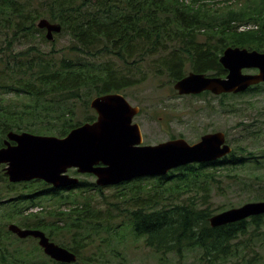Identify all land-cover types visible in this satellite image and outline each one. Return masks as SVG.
Wrapping results in <instances>:
<instances>
[{"label":"trees","instance_id":"1","mask_svg":"<svg viewBox=\"0 0 264 264\" xmlns=\"http://www.w3.org/2000/svg\"><path fill=\"white\" fill-rule=\"evenodd\" d=\"M29 1L0 0V16L18 17L15 35L27 40L39 35L48 44L36 26L46 18L61 24L57 37L66 35L71 43L50 51L30 45L18 53L0 47V148L10 132L64 138L93 123L97 116L91 100L142 84L147 64L155 77L166 76L172 85L189 72L223 76L219 59L229 47L264 52V0H235V7L222 12L208 0H38L44 12L30 9ZM212 45L214 51L204 49ZM218 107L225 108L226 102ZM238 112L233 103L232 114ZM246 167H264V146L246 153V147L235 145L222 163L189 164L163 177L109 187L118 191L113 200L105 196L106 209L92 195H104L105 188L96 183L81 180L77 188L59 190L39 180L14 184L1 171L7 185L0 205L11 210L0 212V222L45 232L78 256L73 264H125L116 250L92 251L90 233L118 234L122 228L144 239L161 261L171 254L179 261L192 254L199 264H264V215L217 228L209 221L218 211L212 209V188L222 190L216 175L230 179L236 177L231 171ZM45 200L53 203L49 210ZM117 219L121 224L114 226ZM11 238L12 233L0 231V264H63L45 256L38 245L20 248L28 239L37 240ZM14 243L18 248L12 251Z\"/></svg>","mask_w":264,"mask_h":264},{"label":"water","instance_id":"2","mask_svg":"<svg viewBox=\"0 0 264 264\" xmlns=\"http://www.w3.org/2000/svg\"><path fill=\"white\" fill-rule=\"evenodd\" d=\"M37 27L47 31L49 41L62 32L61 24L45 18L38 21ZM220 63L228 71L226 78L192 72L179 80L174 89L180 96L205 91L215 95L239 94L264 83V52L229 47ZM244 70L258 72L251 74ZM90 108L97 115L96 121L73 129L64 138L10 132L5 147L0 148V166L6 165L4 171L9 181L41 180L59 190L72 189L80 184L79 178L69 175L74 169L79 174L94 175L96 185L106 188L142 178L163 177L174 169L213 162L233 151L221 132L206 134L194 144L178 138L157 145H143L141 127L134 123L140 108L131 105L121 93L97 96L92 99ZM263 215L264 201L249 202L216 213L209 221L212 228H217ZM8 229L20 239L38 240L44 254L56 262L73 264L78 260L74 252L51 241L41 230L22 229L15 224Z\"/></svg>","mask_w":264,"mask_h":264},{"label":"rangeland","instance_id":"3","mask_svg":"<svg viewBox=\"0 0 264 264\" xmlns=\"http://www.w3.org/2000/svg\"><path fill=\"white\" fill-rule=\"evenodd\" d=\"M30 1V9L35 7L38 8L39 12H44L40 11L38 0ZM208 1L213 4L214 9L221 12L228 10L229 7H235L237 4L235 0ZM17 18L16 16H0V47L8 46L14 53H18L30 45H37L43 51H50L53 48L59 50L71 43L66 35H60L57 37V42H49L48 44L42 43L39 37L27 40L18 34L15 35L14 24ZM148 67L147 64L146 81L122 93L131 105L139 106L142 109L141 114L134 119V122L141 126L144 136L143 145H157L177 138H184L190 144H193L199 141L202 135L221 130L223 132L228 131L227 138L231 144L246 147V153L258 152V148L264 146V86L262 84L257 93L252 92L229 98L230 103L238 104L239 112L231 114L226 119L223 116L211 114V106L216 108L214 99L207 96H179L174 90L175 84L171 85L168 77H155ZM11 97L12 95L9 98ZM210 115L214 116L211 117ZM79 117L82 118V115H79ZM255 131L259 132L257 139L254 136ZM72 171L74 170L69 171V175L72 177L87 180L90 183L96 182L94 176L74 175ZM230 174L236 177L222 180L223 183L220 184L222 186L221 191H217L216 187L212 188V209L218 210L216 213L221 208L225 211L249 202L264 201V167L259 169L246 167L237 174H234L233 171ZM1 177L0 192L4 190V185H7ZM146 182L143 181L142 183L145 184ZM117 191L114 188H105L103 196L95 193H92V195L99 202L98 207L106 209L108 207L104 204L105 196L109 200H113ZM5 197L9 198L10 196ZM45 201V207L49 210L53 203L47 202L48 200ZM64 209H67V207ZM7 210L8 208H2L0 212L2 214ZM120 221V219L115 220L114 226L121 224ZM10 223L15 222L1 220L0 231H6ZM118 231V234L115 231L112 233L102 231L100 235H95V230L91 231L90 233L95 238L92 251L105 250L111 253L116 250L126 258L125 264H199L192 254H188L185 259L180 261L175 255L171 254L164 261H161L159 255L147 248L144 239L135 238L125 228ZM102 240L109 241L110 246L103 245L100 242ZM11 242H13V238H11ZM34 244L38 245V242L28 239L27 243L22 242L20 248L27 247V245L32 247ZM17 248L18 246L14 243L10 250L14 251Z\"/></svg>","mask_w":264,"mask_h":264},{"label":"flooded vegetation","instance_id":"4","mask_svg":"<svg viewBox=\"0 0 264 264\" xmlns=\"http://www.w3.org/2000/svg\"><path fill=\"white\" fill-rule=\"evenodd\" d=\"M41 30V29H40ZM43 33H44V36H45V38H46V33H47V31L46 30H43ZM39 37V35L36 37V38H38ZM40 38V37H39ZM47 39V38H46ZM48 41V43L50 42V43H54L55 41H57V36L56 35H54V40H52V41H49V40H47ZM216 47L217 46H214V45H212V46H205L204 47V49H206L207 51H214V49H216ZM224 53V52H223ZM223 55V54H222ZM221 55V56H222ZM212 57H214V55H212ZM219 63H220V59H219ZM221 64V63H220ZM224 68V67H223ZM225 69V68H224ZM225 71H226V73L223 75V76H217V75H213V74H215V72H208V73H202V74H205L207 77H213V78H226L227 77V75H228V71L225 69ZM253 71H255V70H253ZM245 72H251V71H245ZM190 73V72H189ZM245 94H249V93H243L242 94V96L243 95H245ZM237 95H239V94H237ZM185 96H190V97H205V96H207V97H210V98H212V99H214L215 100V102H216V108H217V106L219 105V103L221 102V101H225L226 102V107L225 108H223V107H218L217 109L215 108V107H213V106H211L212 108L210 109V112H211V114H217V115H220V116H223V117H225L226 119H227V117H229L231 114H232V103H230L229 101H228V99L229 98H233V96H234V94L233 93H222V94H220V95H215V94H213V93H211V92H209V91H205V92H203V93H201V94H198V95H193V94H191V95H185ZM136 107H139V106H136ZM140 108V107H139ZM141 109V108H140ZM141 112H142V109H141V111H140V113H139V115L141 114ZM139 115H137L136 117H138ZM214 115H210L211 117H213ZM135 117V118H136ZM134 118V119H135ZM218 132H221V133H224V135H225V138H226V144H229L232 148H234V146H233V144H231L229 141H228V131H226V132H223V131H221V130H215V131H211L210 133H207V134H212V133H218ZM9 134V133H8ZM8 134H7V138H6V140H3V146H1L2 148L3 147H5V143H6V141L8 140ZM204 135H206V134H204ZM204 135H202L201 136V138L204 136ZM201 138H200V140H201ZM199 140V141H200ZM199 141H197V142H199ZM196 143V142H195ZM229 156V155H228ZM228 156H226V157H228ZM226 157H223V158H220V159H217L216 161H213V162H207V163H196L198 166L199 165H202V164H206V165H208V164H214V163H217V162H220V163H222L223 161H224V159L226 158ZM5 166L6 165H1L0 166V172L1 171H3L4 172V174H5V171H4V168H5ZM74 170V169H73ZM71 171V170H70ZM74 171H76V170H74ZM74 171H72V172H74ZM174 171V170H173ZM77 172V171H76ZM172 172V171H171ZM170 172V173H171ZM169 173V174H170ZM168 174V175H169ZM7 177V176H6ZM216 178L217 179H221V180H224V179H228V174H220V175H216ZM7 180H8V177H7ZM81 180V179H80ZM9 181V180H8ZM39 181H41V180H39ZM44 182V181H43ZM23 183H26V182H23ZM15 184V183H14ZM47 184V183H46ZM68 190H70V189H68ZM2 208H8V210H11L10 209V206L9 205H0V210L2 209ZM18 226H19V224H18ZM12 237L14 238L13 240H15L16 239V235L15 234H13L12 233Z\"/></svg>","mask_w":264,"mask_h":264}]
</instances>
